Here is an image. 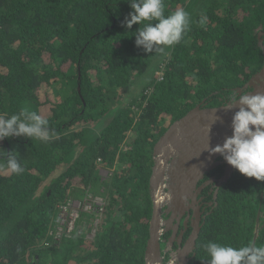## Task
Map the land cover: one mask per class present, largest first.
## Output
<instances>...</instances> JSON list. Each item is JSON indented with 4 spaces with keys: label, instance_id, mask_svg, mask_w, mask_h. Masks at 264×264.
Returning a JSON list of instances; mask_svg holds the SVG:
<instances>
[{
    "label": "trees",
    "instance_id": "obj_1",
    "mask_svg": "<svg viewBox=\"0 0 264 264\" xmlns=\"http://www.w3.org/2000/svg\"><path fill=\"white\" fill-rule=\"evenodd\" d=\"M130 3L0 0V116L35 111L49 129L47 141H0V264H145L159 136L204 101L222 106L264 65V0H164L165 15L183 9L190 25L163 53L137 47L140 25L123 26ZM13 151L19 175L7 170ZM262 192L264 181L236 170L188 264H208V242L252 244L257 229L255 246H264ZM96 198L103 206L73 222L62 213L71 200Z\"/></svg>",
    "mask_w": 264,
    "mask_h": 264
},
{
    "label": "clouds",
    "instance_id": "obj_2",
    "mask_svg": "<svg viewBox=\"0 0 264 264\" xmlns=\"http://www.w3.org/2000/svg\"><path fill=\"white\" fill-rule=\"evenodd\" d=\"M130 7L133 11L123 26L132 29L133 25H140L134 33L136 45L146 53H163L165 47L179 43L189 29V13L177 9L165 15L164 0H131ZM206 20L207 17L202 16L200 25L203 26ZM237 103L241 107L233 118V135L223 145L212 148L211 154L223 156L242 175L264 181V93L233 91L223 106L231 109ZM13 136L47 141L48 121L27 109L8 118L0 116V141ZM14 153H7V170L19 175L24 168ZM204 247L210 256L208 264H264V246L249 244L237 248L208 242ZM165 264H177L176 256L171 255Z\"/></svg>",
    "mask_w": 264,
    "mask_h": 264
},
{
    "label": "water",
    "instance_id": "obj_3",
    "mask_svg": "<svg viewBox=\"0 0 264 264\" xmlns=\"http://www.w3.org/2000/svg\"><path fill=\"white\" fill-rule=\"evenodd\" d=\"M263 33H259L260 43ZM264 49V46H263ZM252 87V94L264 93V65L256 73L245 88ZM242 93L243 89H239ZM205 103V101L203 102ZM203 103L197 105L184 117L175 121L156 143L153 151L152 177L150 179L151 197L153 200V214L150 222V237L145 252V264H165L161 251V237L164 233L163 226L170 221L162 219V209L168 207L167 212L176 213L183 209L189 199H196L198 182L207 173L216 168L221 162L217 159L220 154H211V149L217 145H223L225 140L233 135L232 122L236 112L241 107L239 103L234 108L203 107ZM227 164L226 172L217 180V186L228 182L234 173V169ZM216 179L212 178L210 182ZM207 182L206 184L210 183ZM217 198V194H216ZM260 216L258 217V223ZM180 219H178V225ZM177 231V227L175 229ZM259 230H256L252 244H256ZM200 235V227L190 236L187 245L174 255L179 264H188L190 254L195 256L197 241ZM170 247V245H169ZM178 254V255H177ZM178 264V263H177Z\"/></svg>",
    "mask_w": 264,
    "mask_h": 264
},
{
    "label": "flooded vegetation",
    "instance_id": "obj_4",
    "mask_svg": "<svg viewBox=\"0 0 264 264\" xmlns=\"http://www.w3.org/2000/svg\"><path fill=\"white\" fill-rule=\"evenodd\" d=\"M260 32L263 33V35L261 37V40H263V45H261V43H260L259 34H258V41H259L258 44L262 50V54H263V58H264V49H263V46H264V30H262ZM251 79L252 78H250L249 81L243 87L237 88L233 91H238L239 89H243V91H246L249 93L252 92L253 91L252 87L249 86V88H245V86L250 82ZM228 96H227V98H228ZM227 98L225 99L224 102H226ZM205 104H207V103L206 102L203 103V105H205ZM203 107L204 108L209 107V105L207 104ZM168 128H169V126L167 127V129ZM164 133H165V131H164ZM162 135L159 136L158 140L161 138ZM158 140H157V142H158ZM156 143H155V145H156ZM153 154H154V151L152 153V158H153ZM217 161L221 162V164H219L218 166H216L215 169H213L212 171L207 173L205 175V177L198 182L197 189L201 190L202 186H204V188L199 192L197 191L196 199L195 200L189 199L185 204L186 206L183 209H181L180 211H178L174 218L172 217L173 212L172 211L167 212L168 207L164 205L162 212H161L162 219L164 221H170L166 226H163V229L165 231L162 234L161 241H160L164 263H165L166 259L169 258L171 255H173L174 253H177L179 250H183V248L187 245L188 240L190 239V236L194 232L195 226H196V228H197V226L200 227V233H201L202 227L205 225L207 217L210 216L213 213V211L217 208L219 194L221 192V189L223 188V186L226 183H228V182H225L222 186H220V187L217 186V180H219L220 178H222L224 176V174L226 172V168H227V164L224 163L225 160H224L223 156H220L217 159ZM154 165H155V161H154ZM154 165H153V167H154ZM153 167H152V172H153ZM235 171H236V169H234V172ZM212 178H215L216 180L214 182H210V180ZM207 182H210V183L206 184ZM216 194H217V198H216ZM261 199L264 200V192L261 193ZM261 205H263V207H264L263 202L261 203ZM178 219H180L179 225H178ZM176 227H177V231H175ZM162 245H164L163 248H162ZM169 245H170V247H169ZM192 255L193 254L191 253L189 256L190 259L193 258ZM177 263L179 264V262H177Z\"/></svg>",
    "mask_w": 264,
    "mask_h": 264
},
{
    "label": "rangeland",
    "instance_id": "obj_5",
    "mask_svg": "<svg viewBox=\"0 0 264 264\" xmlns=\"http://www.w3.org/2000/svg\"><path fill=\"white\" fill-rule=\"evenodd\" d=\"M166 54H168V53H166ZM168 56V55H167ZM48 56H46V58H47ZM165 58V57H164ZM148 75H146L145 77H146V79H142L133 89H132V91L130 92V94H132L133 96L134 95H139L140 93H141V91H142V88L144 87V84H145V82L148 80V78L149 77H147ZM144 77V78H145ZM128 97H129V95H128ZM48 99V98H47ZM50 99L51 100H54V98L51 96L50 97ZM42 101H46V97L45 96H43L42 97ZM50 108H51V106L49 105V104H46L45 105V107H42L41 108V111H42V114L44 115V116H48L49 115V113H50ZM99 125H101V126H103L104 125V121H101L100 123H99ZM98 125V126H99ZM97 126V127H98ZM102 174H103V176H106V175H108L107 174V172L106 171H102L101 172ZM74 201H78V200H71L69 203H68V205L70 204V203H72V202H74ZM78 203H81L82 204V206H83V209H81L80 210V212L78 213V215L74 212V209L71 207V208H68L67 209V207H68V205L67 206H65V207H62V213H63V215L64 216H68V218H69V220H70V222L72 221H74L75 219H79L80 218V216H81V213H91L92 211H94L95 210V207H94V205L93 204H97V206H103V200L101 199V198H96L95 200H90V201H78ZM84 208L86 209V210H84ZM98 211V210H97ZM62 213H60V215H62ZM60 217V216H59ZM71 219H73V220H71ZM99 218H97V216L95 217V218H93V219H91V224L88 226L89 228H90V231L87 233V239L90 241V240H92L93 238H94V235L96 234V231H97V226H98V224H99ZM60 227H61V224L59 223V225L57 226V230H56V232H57V236L59 237V235H60V232H61V230H60ZM66 229V226H64L63 227V229H62V232L64 231ZM73 229V228H72ZM71 229V230H72ZM55 232V233H56ZM65 233V232H64Z\"/></svg>",
    "mask_w": 264,
    "mask_h": 264
},
{
    "label": "built area",
    "instance_id": "obj_6",
    "mask_svg": "<svg viewBox=\"0 0 264 264\" xmlns=\"http://www.w3.org/2000/svg\"><path fill=\"white\" fill-rule=\"evenodd\" d=\"M94 205V204H93ZM97 205V204H96ZM73 208L74 209V212L78 215V213L80 212V210L81 209H83V206H82V204L81 203H78V201H74V202H72V203H70L69 205H68V207H67V209L68 208ZM84 210H86L85 208H84Z\"/></svg>",
    "mask_w": 264,
    "mask_h": 264
}]
</instances>
